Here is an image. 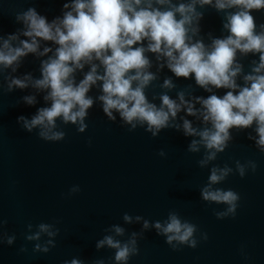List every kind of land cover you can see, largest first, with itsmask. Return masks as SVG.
I'll list each match as a JSON object with an SVG mask.
<instances>
[{"label": "water", "instance_id": "water-1", "mask_svg": "<svg viewBox=\"0 0 264 264\" xmlns=\"http://www.w3.org/2000/svg\"><path fill=\"white\" fill-rule=\"evenodd\" d=\"M190 2L172 0L174 5ZM65 4L71 0H0V46L10 35L17 36L10 41L13 47L29 39L23 35V20L18 19L28 9L52 22L71 10ZM196 11L202 17L188 26L189 42H202L210 50L213 40L230 34L224 27L226 16L239 9L217 10L213 0L203 6L197 3ZM250 14L255 33H264V8ZM45 47L52 50L40 55ZM56 47L41 40L36 53L12 66L0 65V264H72L73 260L79 264H264V147L257 143L256 124L230 128L226 146L212 159L208 156L215 149L183 129L184 120L197 131L211 128L197 98L222 97L229 89L209 85L211 91L206 90L194 74L178 77L165 57L146 52L150 61L146 71L154 75L144 89L148 101L160 107V97L168 95L180 103L182 93L195 115H189L184 105L159 131L150 130L147 123L126 122L116 110L110 117L99 99L103 92L98 81L86 94L93 104L83 126L57 118L52 131L62 135L50 139L41 135L40 126L29 130L25 120L51 105L45 99L48 90L34 82L42 78V62L54 56ZM235 63L241 68L236 83L246 86L244 77L253 74L259 53L237 50ZM90 67L85 64L74 72L77 84ZM26 77H30L26 87L9 88L13 79ZM166 80H171V87L165 86ZM26 97H33L34 103ZM193 141L198 142L196 151L190 149ZM213 169L218 175L228 170L222 180L211 184V190L232 191L237 196L232 211L231 205L202 196ZM171 215L194 227L189 241L169 242L170 234L155 227L157 222L165 225ZM42 224L49 226L47 232L40 230ZM37 233L38 238H31ZM106 237L128 245L126 261L115 259L116 248L98 247Z\"/></svg>", "mask_w": 264, "mask_h": 264}, {"label": "clouds", "instance_id": "clouds-1", "mask_svg": "<svg viewBox=\"0 0 264 264\" xmlns=\"http://www.w3.org/2000/svg\"><path fill=\"white\" fill-rule=\"evenodd\" d=\"M212 2L191 0L190 3L174 5L172 0H71V4L64 5L71 10L52 22L34 8L28 9L18 19L23 20L26 26L23 35L29 39L21 40L18 47L10 44L11 40L17 39L16 35L4 40L0 46V65L9 67L28 53H36L41 40L51 41L58 47L54 56L42 62V78L34 82L35 87L48 90L45 99L50 100L51 105L39 109L31 121L25 120V126L29 130L40 126L41 135L50 139L62 135L52 131L57 118L65 122L79 121L83 126L87 109L93 104L92 98L86 94L98 81L102 82L103 92L99 99L110 117L116 110L126 122L147 123L150 130L159 131L169 125L170 117L175 118L184 105H187L189 115H195L193 105L184 99L182 93L180 103L168 95L160 97V107L148 101L144 89L154 75L146 71L150 61L145 53L152 52L158 54V59L165 57L168 68L178 77L187 78L194 74L196 83L206 90L211 91L209 85L229 89L222 97L213 94L197 98L203 106V119L211 123V128L197 131L190 121L184 120L183 123L186 135H198L200 143L208 149H215L208 159L223 151L230 138L229 129L233 127L246 128L255 123L259 137L257 143L264 147V33H255L254 18L250 14V10L264 8V0H215L217 10L238 8L239 11L227 14L224 27L230 34L213 40L209 50L202 42H189L188 26L194 19L202 17V13L196 11V4L203 6ZM154 3L169 5V8L162 10ZM51 50L45 47L40 55ZM237 50L259 53V63L253 68V74L244 77L246 86L238 85L235 80L241 71L240 65L235 63ZM93 61H99V64ZM85 64L91 65L90 71L77 84L73 74ZM100 67L102 73L98 71ZM28 79L30 77L13 79L9 88L13 85L24 88ZM164 83L166 87L172 86L171 80ZM25 99L29 104L34 103L33 97ZM197 144L193 141L190 149L198 150ZM227 171L222 170L218 175L213 169L210 185L203 189L202 196L205 200L225 202L232 206L229 208L232 211L237 196L232 191L211 190V184L222 180ZM155 227L170 234L167 237L169 242H187L194 231L192 225L182 223L176 215H171L165 225L157 222ZM48 228V225H40L43 232ZM115 230L122 232L119 227ZM38 237L39 233L31 238ZM104 244L117 249V261L128 259V245L121 246L112 237L100 241L98 247ZM72 264L79 262L73 260Z\"/></svg>", "mask_w": 264, "mask_h": 264}]
</instances>
